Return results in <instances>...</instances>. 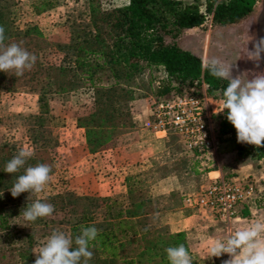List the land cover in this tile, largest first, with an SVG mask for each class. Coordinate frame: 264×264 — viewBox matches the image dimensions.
<instances>
[{
	"label": "trees",
	"instance_id": "1",
	"mask_svg": "<svg viewBox=\"0 0 264 264\" xmlns=\"http://www.w3.org/2000/svg\"><path fill=\"white\" fill-rule=\"evenodd\" d=\"M64 1L33 0L31 5L35 14L40 15ZM256 1L223 0L215 7L209 4L207 10L212 15L211 24L227 26L241 22L252 12ZM9 2L0 0V27L4 29V45L18 44L37 59L31 70H25L22 76H17L14 70L0 72V90L10 94L23 92L28 97L23 100L24 109L29 117L41 125L42 116L50 112L51 98L87 89L93 108L88 114L75 117L72 125L75 129H83L89 154L107 151L115 146L117 137L106 140L102 138L103 131L133 124L129 107L135 97L133 84L146 69L163 68L165 72V84L156 91V98L172 92L182 94L191 89L200 90L203 85L207 95L223 99L229 81L214 76L210 66H203L199 57L164 40L165 36L174 37L181 31L194 30L204 24L205 18L198 11L199 0L189 3L183 0H127L125 5L112 10H104L101 0H87L88 25L74 35L72 33L69 42L54 45L35 26L25 30L15 28L9 17ZM53 46L63 54V61L58 66H43L39 53ZM214 123L218 141L229 139L235 145L238 157L249 156L257 161L264 159V147L238 142L236 129L227 120V110L222 115H215ZM32 142L35 140L32 139ZM0 150H6L5 145H0ZM42 155L43 152L35 151L17 173L22 175L27 167L43 164ZM0 158V194L4 197L13 187V184H9L12 174L5 172L11 158L3 155ZM132 168H128L124 175V189L120 195H132ZM51 170L50 175L54 173V168ZM116 199L113 196L77 195L69 191L39 199L51 204L54 212L50 217L39 218L42 225L38 236L35 233L25 235L26 243L18 249L20 264H34V250H38L53 231H62L74 241L82 225L94 226L98 230L96 240L89 246L93 255L88 264H144L141 257L152 246L161 248L168 241H172L170 247L185 244L182 232H170L165 237H159L144 229L143 219L150 213L144 212L143 208L150 203L149 199L141 198L138 201L142 209L137 212L118 207ZM33 202L22 203L20 207L8 205L0 211V230L8 229V217L21 215L23 210L19 209ZM98 213H101L99 219ZM243 216H247V213ZM133 219L139 222L133 223ZM141 224L142 232H138L135 227ZM131 230L135 231L133 239L128 237ZM137 238H140V251H137Z\"/></svg>",
	"mask_w": 264,
	"mask_h": 264
},
{
	"label": "rangeland",
	"instance_id": "2",
	"mask_svg": "<svg viewBox=\"0 0 264 264\" xmlns=\"http://www.w3.org/2000/svg\"><path fill=\"white\" fill-rule=\"evenodd\" d=\"M32 1L10 0L9 17L14 27L19 30L35 26L52 45L69 42L72 33L74 35L88 25L87 0H66L58 7L40 15H36L32 10ZM126 1L101 0V5L104 10H112L125 5ZM183 1L189 3L192 0ZM262 2L263 0H257L252 12L237 24L218 26L212 25L210 20H205L197 29L181 31L174 37L165 36L164 40L167 44H175L199 57L203 66H210V62L216 60L220 66L231 70L233 76L244 74L243 79H250L257 72H264L260 62L257 68L250 54L253 49V37H257V20ZM39 61L43 66H58L63 61V54L54 46L48 47L40 51ZM164 84L163 68L144 70L133 84L135 97L129 105L133 124L103 131L102 138L106 140L117 137L113 149H117L116 156L124 168L120 177L123 178L127 169L133 167L134 176L130 182L132 195L128 197L118 194L113 197H117L118 207H127L133 212L142 209V206L138 205L141 198L149 199L150 203H146L143 208L144 212L150 213L143 219L147 232L152 231L159 237H165L170 232H182L184 246L189 251L192 264H223L227 258L212 257L208 251V240L222 239L229 231L247 226L258 219L264 220V202H261L258 212L245 221L223 224L205 219L196 210L183 208V196L204 189L207 186L204 176L210 171L220 170L225 176H229L232 170L250 165L264 174V159L257 161L249 156L238 157L235 145L227 138L219 139L215 156L198 158L187 151L175 135H168L166 138L153 136L143 124L147 108L150 107L152 99L156 98V91ZM27 98L23 92L10 94L0 90V145L6 147V150H0V156L12 159L22 148L30 149L33 155L35 151L43 152V164L54 168V173L45 190L32 195L29 200V193H23L16 198L10 191L6 195L3 194L4 197L0 194V211L8 205L20 207V204L36 199H45L66 191L74 192L69 188L72 171L76 168V162L88 153L83 129H75L72 125L75 117L86 115L93 108L87 89L71 92L64 97L51 98L50 112L42 116L41 125L29 117L28 111L24 109L23 100ZM32 139L35 142H32ZM217 175L214 173L211 177ZM19 176L17 172L12 174L9 184L14 185ZM252 183L257 186L255 182ZM22 209L23 207L19 211ZM100 215L101 213H98V219ZM186 216H193L188 226L183 221ZM132 221L139 222L134 219ZM7 224V230H0V264H20L18 249L26 243L25 235L35 233L38 236L42 224L40 219L34 222L26 221L22 215L8 217ZM141 227L142 224L135 227V230L142 232ZM134 232L129 231L130 239L134 238ZM137 240V251H140V238ZM171 242L168 241L161 248L155 245L150 251L146 250L141 257L144 264H170L166 249L170 247Z\"/></svg>",
	"mask_w": 264,
	"mask_h": 264
},
{
	"label": "clouds",
	"instance_id": "3",
	"mask_svg": "<svg viewBox=\"0 0 264 264\" xmlns=\"http://www.w3.org/2000/svg\"><path fill=\"white\" fill-rule=\"evenodd\" d=\"M4 40V29L0 27V72L14 70L17 76H22L25 70H31L36 63V56L15 43L5 46ZM252 41L251 60L256 62L258 68L264 57V37H253ZM210 68L214 76L229 81L223 92V99L219 101V109L220 112L227 110V120L236 129L238 142L264 147V72H257L252 78L245 80L244 74L233 76L231 70L220 66L216 60L210 62ZM32 156L30 149H20L6 164L5 172H18ZM51 171L46 164L27 167L9 190L11 195L16 198L29 193V200L32 195L41 193L52 180ZM22 210L23 218L34 222L39 218L50 217L54 207L36 199ZM97 235L98 230L94 226L82 225L80 234L74 241L62 231H53L38 250H34V264H81V261L88 264L93 255L89 246ZM208 251L212 257L227 255L229 259L224 260L223 264H264V220L258 219L239 227L225 238H210ZM166 253L170 264H192L184 244L168 247Z\"/></svg>",
	"mask_w": 264,
	"mask_h": 264
},
{
	"label": "built area",
	"instance_id": "4",
	"mask_svg": "<svg viewBox=\"0 0 264 264\" xmlns=\"http://www.w3.org/2000/svg\"><path fill=\"white\" fill-rule=\"evenodd\" d=\"M222 1L199 0L198 11L205 20L211 21L208 5L215 7ZM220 100L207 95L203 85L200 90L191 89L182 94L172 92L165 97L153 98L143 126L156 138H166L170 134L177 136L187 151L198 158L215 156L219 141L214 116L224 113L219 109ZM262 199V190L249 178L218 176L201 191L183 196V206L196 210L207 220L230 224L254 216ZM243 210L247 211V216H243ZM222 257L229 259L227 255Z\"/></svg>",
	"mask_w": 264,
	"mask_h": 264
},
{
	"label": "crops",
	"instance_id": "5",
	"mask_svg": "<svg viewBox=\"0 0 264 264\" xmlns=\"http://www.w3.org/2000/svg\"><path fill=\"white\" fill-rule=\"evenodd\" d=\"M82 131V130H81ZM117 149H110L96 154H86L76 162L75 169L72 171L69 188L80 194L109 197L115 196L123 192V178L121 171L124 170L119 158L116 156ZM218 174L216 177H223L224 174L220 170L207 172L204 176V182L207 186L210 184L211 174ZM230 177H247L262 190L264 196V174L249 166H240L231 171ZM186 209V208H185ZM243 214L247 211L243 210ZM201 215V214H200ZM202 216V215H201ZM193 216L184 217L185 224L191 223ZM213 222L212 220H210ZM178 232V231H175Z\"/></svg>",
	"mask_w": 264,
	"mask_h": 264
},
{
	"label": "water",
	"instance_id": "6",
	"mask_svg": "<svg viewBox=\"0 0 264 264\" xmlns=\"http://www.w3.org/2000/svg\"><path fill=\"white\" fill-rule=\"evenodd\" d=\"M257 37H264V0L257 20ZM260 64L264 68V57H262Z\"/></svg>",
	"mask_w": 264,
	"mask_h": 264
}]
</instances>
